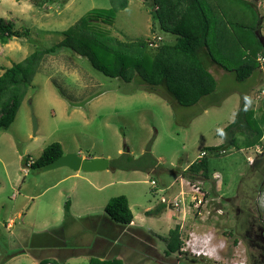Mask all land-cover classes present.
<instances>
[{"label":"rangeland","instance_id":"rangeland-1","mask_svg":"<svg viewBox=\"0 0 264 264\" xmlns=\"http://www.w3.org/2000/svg\"><path fill=\"white\" fill-rule=\"evenodd\" d=\"M159 1L128 0L127 8L115 14L107 35L118 41L157 37L163 43L173 41L174 36L164 32L156 18ZM243 1L253 7L236 0L202 1L210 22L209 52L227 69L236 67L242 56L235 33L222 32L228 22L259 27L264 39V0ZM110 7V0H0V17L16 30L29 31L27 38L0 45V74L34 51L58 44L64 32L92 10ZM225 36L233 38L227 42ZM254 40L260 42L256 33ZM225 44L230 45L225 48ZM228 74L210 97L218 104L182 108L148 93L137 80L127 84L105 77L68 49L46 56L12 125L7 131L0 129V264H34L54 259L55 253L73 252L68 263L55 260L88 264L87 251L101 238L95 227H100L107 202L117 196L127 198L133 224L117 242L105 237L111 240L106 258L119 253L125 264H264L262 252L244 253L241 245L228 238L221 222L210 218L204 196L198 207L191 204L192 187L206 195L208 180L181 175L202 158L205 148L225 147L216 133L233 122L242 101H248L256 118L264 110L263 102L257 100L264 92V65L244 82ZM54 142L64 154L107 159L109 168L93 173L67 168L40 172L23 165V159H37ZM148 147L149 155L144 156ZM257 147L264 148V127ZM248 155L254 157L253 148L232 146L226 153H207L208 176H219L223 186L231 189L249 173ZM173 200H178L177 209L169 205ZM67 202L71 204L68 211ZM162 203L163 213L146 214ZM176 225L182 249L202 251L204 257L183 250V255H163V239ZM121 245L124 248L118 250Z\"/></svg>","mask_w":264,"mask_h":264},{"label":"trees","instance_id":"trees-1","mask_svg":"<svg viewBox=\"0 0 264 264\" xmlns=\"http://www.w3.org/2000/svg\"><path fill=\"white\" fill-rule=\"evenodd\" d=\"M202 1L160 0L157 2L159 10L157 9L156 18L160 21V27L164 32L174 36V40L163 43L160 38L156 41L155 47L149 46L153 42L149 39L118 41L107 35L112 19L116 13L127 8L128 0H110L109 9L92 10L90 15L79 19L65 31L63 40L58 44L50 48L38 49L23 61L3 69L0 74V129L7 131L12 125L43 59L63 48L87 59L91 67L105 77L118 78L127 84L137 80L148 93H157L177 107L189 108L208 102V105L204 107L208 108L218 104L210 99L217 91V82L209 73V65L216 64L224 71L233 74L236 82H244L256 71L260 72L256 58L259 54L264 56L262 48L264 39L259 33V27L252 29L239 22H232V24L228 22L231 30L229 34L235 33L234 39L241 48L242 56L236 67L227 69L222 66L209 52L210 22ZM236 1L244 3L243 0ZM244 4L253 7L252 3ZM258 23L260 24V21ZM240 29L244 30L242 34L239 32ZM222 32L224 33V30ZM254 33L260 42L254 40ZM27 37H29L28 29L16 30L13 23L0 17V45H7L12 39ZM227 38L229 40L233 37L225 36L224 39L228 42ZM263 127L264 110L261 116L256 118L248 109V101L244 100L240 103L233 122L218 131L216 136L223 139L225 144L236 147L237 150L250 149L260 144ZM220 150L221 146L205 148L202 151L205 155L183 171L182 177L190 180L197 177L206 180L208 177L207 153L218 154ZM62 155L64 153L61 145L54 142L45 147L40 156L32 160L29 166L31 158L23 159V165L39 171ZM147 155H149V147L144 156ZM163 209L165 205L162 203L146 214L159 215L163 213ZM65 210H69L68 202ZM132 221L133 215L127 198L125 196L111 198L104 208L103 217L99 220L100 227H95V231L101 238L95 240L93 249L98 243H106L109 246L111 240L117 242L116 239L121 237V232L130 226ZM106 236L111 240H107ZM163 242L164 256L183 255L179 225L168 231L167 238L163 239ZM37 264L58 263L43 258L37 260ZM88 264L125 263L122 258L115 256L102 259L97 255H90Z\"/></svg>","mask_w":264,"mask_h":264},{"label":"flooded vegetation","instance_id":"flooded-vegetation-1","mask_svg":"<svg viewBox=\"0 0 264 264\" xmlns=\"http://www.w3.org/2000/svg\"><path fill=\"white\" fill-rule=\"evenodd\" d=\"M224 146L228 148L221 146L222 153L232 147ZM253 152L254 157L246 158L249 173L231 189L223 186L219 176H208L204 198L210 206V218L221 222L233 243L241 245L244 253L256 250L264 255V148L254 147Z\"/></svg>","mask_w":264,"mask_h":264},{"label":"water","instance_id":"water-1","mask_svg":"<svg viewBox=\"0 0 264 264\" xmlns=\"http://www.w3.org/2000/svg\"><path fill=\"white\" fill-rule=\"evenodd\" d=\"M262 48L264 50V43H262ZM32 128H33V134H35L37 129V124L34 117H32ZM227 148L228 147H224L223 150H226ZM59 168H67L72 172H84V173L101 172L109 168V161L104 158L83 160L76 154L67 153L59 157L54 162L43 166L39 171L48 172Z\"/></svg>","mask_w":264,"mask_h":264},{"label":"crops","instance_id":"crops-1","mask_svg":"<svg viewBox=\"0 0 264 264\" xmlns=\"http://www.w3.org/2000/svg\"><path fill=\"white\" fill-rule=\"evenodd\" d=\"M233 17H235V15L233 16ZM227 29H229V27L228 26H224L223 28H222V30H224V33H226L225 31L227 30ZM230 30V29H229ZM241 31L242 30H239V32L241 33ZM229 41H231L230 39H229ZM234 41V40H233ZM235 41H236V39H235ZM230 45V44H229ZM228 44H225V48L226 47H228L229 46ZM233 60H234V58H232ZM239 64V63H238ZM208 70H209V73L210 74H212V76L214 77V79L216 80V82L218 83V81H223L224 79H226V78H229L230 77V75L228 74V72H226V71H224V70H222L221 68H219V67H217V66H211V65H209V68H208ZM233 75V74H232ZM234 76V75H233ZM64 153V152H63ZM81 159H83V160H92V159H94V157H92L91 159H89V158H81ZM65 170H69V169H65ZM69 207H71V204L69 205ZM130 207V206H129ZM133 224V221H132V223H131V225ZM130 225V226H131ZM9 228H10V224H8L7 225ZM130 226H127L124 230H123V232H125L126 230H128V229H130L129 227ZM111 228V227H110ZM115 246H117V245H114V247ZM119 249L118 250H121V248H124V247H118ZM89 255H88V254ZM87 256H85V257H87V263H88V260H89V256L90 255H97L98 257H100V258H102V259H107L106 257H107V255L110 253V248H109V246H107V244L106 243H98V245L93 249V244H91L90 245V250L89 251H87ZM74 254H72V253H66V254H64L63 256L61 255V253L60 254H54L53 255V257H54V259H51V258H47V259H50L51 261H55V262H57L56 260H55V258L56 259H58L59 261H64V263H68L69 261H71V260H73V258L71 259V257H74L73 256ZM115 257H119V258H122L123 260H124V256H122L121 254H116V256ZM34 264H37V262L36 263H34Z\"/></svg>","mask_w":264,"mask_h":264},{"label":"built area","instance_id":"built-area-1","mask_svg":"<svg viewBox=\"0 0 264 264\" xmlns=\"http://www.w3.org/2000/svg\"><path fill=\"white\" fill-rule=\"evenodd\" d=\"M159 40H160V38H158V37L157 38H153V40H152L153 42H151V44L149 46L155 47L156 46V41H159ZM256 61L259 64L260 70H261V66L264 65V56L262 54H259L257 56V58H256ZM257 100H260L264 104V92H261L257 96ZM204 155H205V153H203V152L200 153V157H203ZM31 163H32V159L29 160L28 166ZM192 195L193 196L190 197L191 204H193L195 207L196 206L198 207L199 205H201L202 204V199H200V196H204V195L202 193H200V191L198 190V188H195V186L192 187ZM169 205L171 206V208L173 206V208H176L177 209L178 206H179L178 200H173L172 202L169 203ZM263 210H264V203H263ZM182 250L185 251V252H189L192 256L197 257V258H199L201 256L204 257V253L202 251L194 252V251H191L190 249H188V247H187V249H182ZM233 264H235V263H233ZM239 264H243V263H239Z\"/></svg>","mask_w":264,"mask_h":264}]
</instances>
